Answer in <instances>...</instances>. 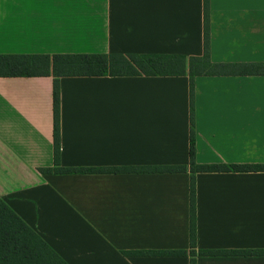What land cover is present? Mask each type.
<instances>
[{
    "label": "crops",
    "instance_id": "obj_1",
    "mask_svg": "<svg viewBox=\"0 0 264 264\" xmlns=\"http://www.w3.org/2000/svg\"><path fill=\"white\" fill-rule=\"evenodd\" d=\"M204 54V0H0V55ZM213 63H264V0H210ZM188 72V69H187ZM0 77V197L68 264H264V172L190 171V76ZM198 165H264V75L194 80ZM185 166L183 173L96 171ZM195 178L196 247L190 246ZM186 251L187 255L126 252ZM240 251L241 255H201Z\"/></svg>",
    "mask_w": 264,
    "mask_h": 264
},
{
    "label": "trees",
    "instance_id": "obj_2",
    "mask_svg": "<svg viewBox=\"0 0 264 264\" xmlns=\"http://www.w3.org/2000/svg\"><path fill=\"white\" fill-rule=\"evenodd\" d=\"M187 61L176 56L140 55H0V77H52L53 78V138L54 166L40 169V173H84L86 169L60 167V79L64 77L102 76H190V171L192 173H257L264 165H198L195 161L194 80L199 76L264 75V63H213L210 54V0H204V54ZM96 171L117 173H183L185 166L155 168H122ZM190 246L196 247V195L195 178L190 184ZM150 255H187L186 251L126 252ZM241 255L240 251H201V255ZM261 255L264 251H247ZM0 264H68L0 197ZM192 264H195L192 261Z\"/></svg>",
    "mask_w": 264,
    "mask_h": 264
}]
</instances>
